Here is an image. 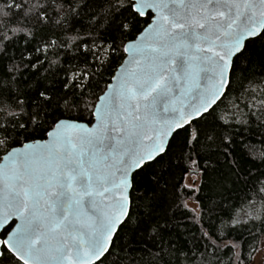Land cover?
Returning a JSON list of instances; mask_svg holds the SVG:
<instances>
[{
    "label": "snow or ice",
    "instance_id": "snow-or-ice-1",
    "mask_svg": "<svg viewBox=\"0 0 264 264\" xmlns=\"http://www.w3.org/2000/svg\"><path fill=\"white\" fill-rule=\"evenodd\" d=\"M257 46L264 0H0V264H264Z\"/></svg>",
    "mask_w": 264,
    "mask_h": 264
},
{
    "label": "trees",
    "instance_id": "trees-1",
    "mask_svg": "<svg viewBox=\"0 0 264 264\" xmlns=\"http://www.w3.org/2000/svg\"><path fill=\"white\" fill-rule=\"evenodd\" d=\"M255 54L257 56L264 55V51H262V49L259 46H257ZM256 148H257V151L259 153L262 150V148H264V146H261L260 144H257Z\"/></svg>",
    "mask_w": 264,
    "mask_h": 264
},
{
    "label": "rangeland",
    "instance_id": "rangeland-1",
    "mask_svg": "<svg viewBox=\"0 0 264 264\" xmlns=\"http://www.w3.org/2000/svg\"><path fill=\"white\" fill-rule=\"evenodd\" d=\"M191 180V177H189V181Z\"/></svg>",
    "mask_w": 264,
    "mask_h": 264
}]
</instances>
